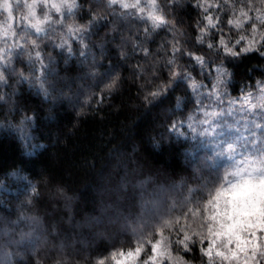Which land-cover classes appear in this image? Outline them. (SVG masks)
Returning a JSON list of instances; mask_svg holds the SVG:
<instances>
[{
    "label": "clouds",
    "instance_id": "obj_1",
    "mask_svg": "<svg viewBox=\"0 0 264 264\" xmlns=\"http://www.w3.org/2000/svg\"><path fill=\"white\" fill-rule=\"evenodd\" d=\"M0 264H264V0H0Z\"/></svg>",
    "mask_w": 264,
    "mask_h": 264
}]
</instances>
